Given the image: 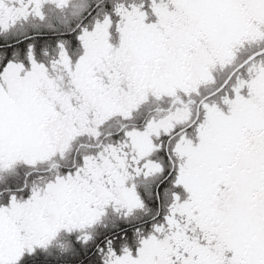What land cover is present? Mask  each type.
Wrapping results in <instances>:
<instances>
[{"label": "snow or ice", "instance_id": "snow-or-ice-1", "mask_svg": "<svg viewBox=\"0 0 264 264\" xmlns=\"http://www.w3.org/2000/svg\"><path fill=\"white\" fill-rule=\"evenodd\" d=\"M0 264H264V0H0Z\"/></svg>", "mask_w": 264, "mask_h": 264}]
</instances>
